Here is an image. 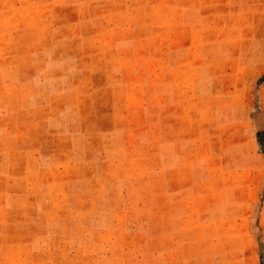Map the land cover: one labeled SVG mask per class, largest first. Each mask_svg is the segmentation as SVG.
Wrapping results in <instances>:
<instances>
[{
  "label": "rangeland",
  "instance_id": "rangeland-1",
  "mask_svg": "<svg viewBox=\"0 0 264 264\" xmlns=\"http://www.w3.org/2000/svg\"><path fill=\"white\" fill-rule=\"evenodd\" d=\"M0 264H264V0H0Z\"/></svg>",
  "mask_w": 264,
  "mask_h": 264
},
{
  "label": "trees",
  "instance_id": "trees-1",
  "mask_svg": "<svg viewBox=\"0 0 264 264\" xmlns=\"http://www.w3.org/2000/svg\"><path fill=\"white\" fill-rule=\"evenodd\" d=\"M259 136H260V134H259Z\"/></svg>",
  "mask_w": 264,
  "mask_h": 264
}]
</instances>
